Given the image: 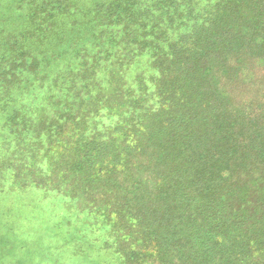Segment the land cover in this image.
I'll use <instances>...</instances> for the list:
<instances>
[{
  "label": "trees",
  "instance_id": "trees-1",
  "mask_svg": "<svg viewBox=\"0 0 264 264\" xmlns=\"http://www.w3.org/2000/svg\"><path fill=\"white\" fill-rule=\"evenodd\" d=\"M72 2L0 13V193L134 236L82 259L264 264V0Z\"/></svg>",
  "mask_w": 264,
  "mask_h": 264
},
{
  "label": "rangeland",
  "instance_id": "rangeland-1",
  "mask_svg": "<svg viewBox=\"0 0 264 264\" xmlns=\"http://www.w3.org/2000/svg\"><path fill=\"white\" fill-rule=\"evenodd\" d=\"M89 1L73 0L74 5L69 11L78 14L76 9L81 5L86 6ZM12 4L14 0H0V13ZM20 27V23L14 26ZM71 29L78 31V26L63 28L66 32ZM74 40L75 38H68L67 42L73 43ZM140 67L138 64L133 71L141 69ZM40 103L39 100L36 105ZM24 111H28V107L22 112ZM28 113H31V109ZM4 123V116L0 112V145L2 138L6 136ZM13 192L0 193V264H110L112 250L109 253L97 252L93 249L94 246L89 245L92 248L91 253L84 259L78 255V226L86 219L88 224L92 222L90 227L83 228L90 243L97 241L100 245L107 244L112 247L117 244L127 247L134 238L130 233L131 236L123 239L119 233H111L107 228L91 233V230H97L98 222L91 221L86 215L76 217L72 214L68 217L64 210L67 202H63L61 197L56 199L43 196L40 192ZM70 226L74 228L71 231L73 237L67 234L68 230H72Z\"/></svg>",
  "mask_w": 264,
  "mask_h": 264
}]
</instances>
